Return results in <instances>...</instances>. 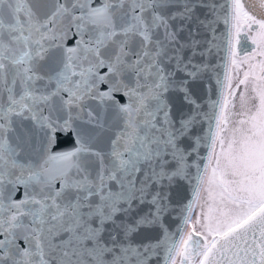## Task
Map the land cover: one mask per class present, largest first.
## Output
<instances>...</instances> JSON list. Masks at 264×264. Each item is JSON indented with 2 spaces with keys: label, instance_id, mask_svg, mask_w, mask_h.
<instances>
[{
  "label": "snow or ice",
  "instance_id": "1",
  "mask_svg": "<svg viewBox=\"0 0 264 264\" xmlns=\"http://www.w3.org/2000/svg\"><path fill=\"white\" fill-rule=\"evenodd\" d=\"M0 264H264V0H0Z\"/></svg>",
  "mask_w": 264,
  "mask_h": 264
}]
</instances>
